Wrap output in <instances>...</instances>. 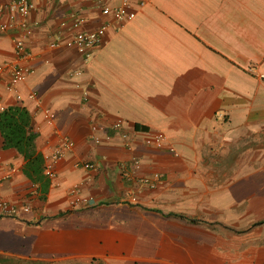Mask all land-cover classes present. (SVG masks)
<instances>
[{
    "label": "crops",
    "instance_id": "obj_1",
    "mask_svg": "<svg viewBox=\"0 0 264 264\" xmlns=\"http://www.w3.org/2000/svg\"><path fill=\"white\" fill-rule=\"evenodd\" d=\"M34 3L28 57L0 32V112L29 111L48 185L0 132V201L30 206L0 209V264H264V0H129L88 59L55 40L122 1Z\"/></svg>",
    "mask_w": 264,
    "mask_h": 264
},
{
    "label": "built area",
    "instance_id": "obj_2",
    "mask_svg": "<svg viewBox=\"0 0 264 264\" xmlns=\"http://www.w3.org/2000/svg\"><path fill=\"white\" fill-rule=\"evenodd\" d=\"M35 0H11L8 3L0 1V12L8 10L9 21L0 24V32L12 31V41L14 43L15 52L19 59L29 56L26 50V43L33 31V25L30 21L31 11L34 10ZM121 6L117 8H110L108 6L103 7L102 13L108 18L97 29L92 31L82 30L80 26L84 22V18L75 17L72 21V28L75 29L73 34L67 39H57L55 44L57 46H66L73 48L80 54L84 55L85 59L90 58L93 48L100 44L102 37L108 28H119L124 21L131 20L135 17V12L130 10L129 0H121ZM66 23L62 22L61 26H65ZM31 71L23 66H16L12 70L11 85L10 88H15L16 85L26 79ZM264 78V74L261 75ZM119 126V123L117 124ZM163 137L159 136L154 139V143L161 145ZM147 142H151V139H147ZM68 144L57 153L54 157H60L66 150ZM84 167L92 168L93 165L88 163ZM147 180V179H146ZM1 216L4 217H16L20 212H27L30 209L28 204L24 206H18L6 201H0Z\"/></svg>",
    "mask_w": 264,
    "mask_h": 264
},
{
    "label": "trees",
    "instance_id": "obj_3",
    "mask_svg": "<svg viewBox=\"0 0 264 264\" xmlns=\"http://www.w3.org/2000/svg\"><path fill=\"white\" fill-rule=\"evenodd\" d=\"M0 132L5 148H14L20 151L25 160V171L32 180L39 182L42 191L46 192L48 179L44 174V157L36 151L31 116L22 104L4 108L0 112Z\"/></svg>",
    "mask_w": 264,
    "mask_h": 264
}]
</instances>
